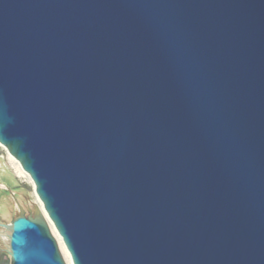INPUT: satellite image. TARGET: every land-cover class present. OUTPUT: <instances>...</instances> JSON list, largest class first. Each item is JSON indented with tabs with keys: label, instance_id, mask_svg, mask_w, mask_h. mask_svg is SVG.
<instances>
[{
	"label": "water",
	"instance_id": "obj_1",
	"mask_svg": "<svg viewBox=\"0 0 264 264\" xmlns=\"http://www.w3.org/2000/svg\"><path fill=\"white\" fill-rule=\"evenodd\" d=\"M0 144L11 264H264V0H0Z\"/></svg>",
	"mask_w": 264,
	"mask_h": 264
},
{
	"label": "rangeland",
	"instance_id": "obj_2",
	"mask_svg": "<svg viewBox=\"0 0 264 264\" xmlns=\"http://www.w3.org/2000/svg\"><path fill=\"white\" fill-rule=\"evenodd\" d=\"M20 167V163L0 144V264H11V255L6 252L8 239H6L7 236L1 233L9 232V229L3 225L8 224L12 219V213L19 210L17 201L26 210L25 214H28L29 211L35 212L38 208L44 211L43 204L36 194L32 179L21 167L22 173ZM53 227L52 225L51 228ZM53 230L58 235L59 240L60 235L55 228ZM59 243L62 254H64L69 264L66 252L62 248L60 241Z\"/></svg>",
	"mask_w": 264,
	"mask_h": 264
},
{
	"label": "bare ground",
	"instance_id": "obj_3",
	"mask_svg": "<svg viewBox=\"0 0 264 264\" xmlns=\"http://www.w3.org/2000/svg\"><path fill=\"white\" fill-rule=\"evenodd\" d=\"M20 171L23 173V170L21 169V167H20ZM53 231H54V230H53ZM1 234L7 236L6 239H8L9 232H2ZM54 234H55L56 237L58 236L56 233H54ZM57 239H58V237H57ZM57 241H58V242H59V241L61 242V244H62V248H63L64 251L66 252L65 254L67 255V259H68V261H69V264H73V263H72V260H71V257H70V254H68L69 252H68V250L66 249L65 245L63 244V242L61 241V238L59 237V240H57ZM8 242H9V239H8ZM59 244H60V243H59Z\"/></svg>",
	"mask_w": 264,
	"mask_h": 264
},
{
	"label": "flooded vegetation",
	"instance_id": "obj_4",
	"mask_svg": "<svg viewBox=\"0 0 264 264\" xmlns=\"http://www.w3.org/2000/svg\"><path fill=\"white\" fill-rule=\"evenodd\" d=\"M30 213V211L28 212V214Z\"/></svg>",
	"mask_w": 264,
	"mask_h": 264
}]
</instances>
